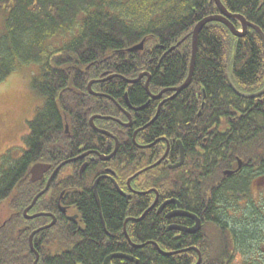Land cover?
Wrapping results in <instances>:
<instances>
[{
  "label": "trees",
  "instance_id": "trees-1",
  "mask_svg": "<svg viewBox=\"0 0 264 264\" xmlns=\"http://www.w3.org/2000/svg\"><path fill=\"white\" fill-rule=\"evenodd\" d=\"M222 2L231 13L244 15L264 31V0ZM0 12L4 13L0 30V83L18 66L37 63L40 71L33 79V86L45 98L44 106L29 122L22 155L14 158L10 149L0 163V207L5 205L8 214L0 219V264H33L35 253L29 236L33 230L48 224L50 217L27 219L24 215L25 208L45 187L44 180L31 181L30 168L38 162L55 167L74 154L83 136L99 135L91 129L89 118L97 107L102 111V106L94 101L107 99L92 95L89 82L106 73L135 77L150 70L152 91L183 83L189 73L192 31L201 19L219 13V7L215 0H0ZM233 22L241 28L239 21ZM141 41H144L143 49L130 50ZM230 79L246 93L264 87L262 38L252 28L239 37L224 23L209 22L199 35L193 81L176 102L162 108L149 130L151 135L156 132L175 140L179 138L186 148L185 167L200 182L201 200L209 202V192L214 190L216 202L226 206L235 201L233 195L230 201L225 191H220V183L228 178L225 169L241 159L245 166L253 165L264 173V94L242 97L234 91ZM112 81L125 84L119 78L108 83ZM104 86L105 83H98L97 89ZM105 91L109 92L107 88ZM130 96L134 104L143 103L147 98L144 86H134ZM149 108L154 113L155 107ZM79 170L77 166L73 170L76 176L64 181L65 186L69 184L77 190L67 193L66 199L83 211L87 232L78 231L57 210L55 196L61 189L51 186L50 194L40 197L30 212H50L58 218L53 227L34 238L41 256L39 264H103L112 246H116L112 242L106 247L108 235L92 190L88 191L94 172L91 170L88 176L90 185L78 177ZM245 172L243 177L250 171ZM100 194L108 230L117 235L120 248L127 247L123 244L126 240L123 223L145 213L148 206L145 197L137 199L136 209L130 210L125 198L101 184ZM252 205L251 211L256 208ZM127 215L138 218L125 219ZM158 219L150 211L131 224L139 229L136 240L159 236L162 222ZM218 219L223 220L221 216ZM259 220L264 222V203ZM247 230L242 239L244 245L255 240L254 228L249 226ZM260 233L257 239L263 238ZM155 243L135 250L138 264L187 263L164 257ZM56 248L60 255L52 257ZM207 251L211 252L209 247ZM235 262L236 259L229 258L214 263ZM200 264L213 262L204 257Z\"/></svg>",
  "mask_w": 264,
  "mask_h": 264
},
{
  "label": "flooded vegetation",
  "instance_id": "flooded-vegetation-1",
  "mask_svg": "<svg viewBox=\"0 0 264 264\" xmlns=\"http://www.w3.org/2000/svg\"><path fill=\"white\" fill-rule=\"evenodd\" d=\"M164 52L167 53L168 51L165 50ZM142 73L147 74H144L137 82H130V80L137 79ZM111 74L116 76H110L111 78L106 79ZM139 75L135 77L124 75V77L121 73H106L101 78L92 79L97 80L92 86L93 89L95 88V92L102 95L91 94L107 99L94 101L98 106H102V111H98L97 109L100 110V107H97L89 118L91 129L99 135L83 136L78 148L74 149V154L64 160H69V162L63 165L54 176L55 169L64 161L55 167L49 163L52 166L51 169L40 180H44L46 187L52 177L49 189L45 194H50L51 186L54 189L60 188L59 194L55 196L57 210L65 215L67 221L73 224L78 231L85 233L88 224L83 211L75 203H69L66 199L67 193L70 194L77 190L69 184L65 186L64 181L75 177L76 173L73 170L79 166L78 177L91 185L88 176L91 174V170L94 172L91 189L88 191L92 190L90 193L97 203L104 231L108 235L105 242L106 247L112 245V242L116 244V246H112L103 264H105L108 256L116 254L127 256H112V264H138L139 256L135 254V250L142 249V247H136L131 241L134 244L147 243L148 245H152L151 243L154 241L160 245L164 257L187 261L188 264H195L200 258L203 261L204 257H209L213 264L217 259L226 261L229 258H244L263 262L264 240L257 238L258 233L262 230L261 226L264 224L259 220L260 210H263L264 173L253 165L245 166L242 163L239 167V162H237L232 168L225 169V171H233V173L225 174L224 171L228 178L223 179L220 183V191H225L230 201V195H233L235 203L227 205L228 207L217 203L213 196L214 190L209 192V202L204 201V199L202 201L200 182L185 167L186 148L184 144L179 138L175 140L156 132L151 135L149 131L152 124L158 119L162 108L176 102L182 93V91L176 93V91L169 89L180 86L182 83L148 92L146 83L149 80L150 87L152 73L150 70H144ZM114 78L121 79L125 84H117L115 81L108 83ZM98 83H105V86L102 89H97ZM138 84L144 86L147 98L141 104H134L130 92ZM106 88L109 92L105 91ZM151 106L155 107L154 113L149 110ZM148 112L150 115L147 117L146 113ZM92 118H94L95 126H92ZM98 129L109 132L111 135L98 131ZM182 146L185 161L181 166L176 167L181 161ZM131 160L132 162H129ZM160 160L159 164L151 167ZM83 166L84 170L81 172ZM154 169H157L156 172L150 171H154ZM247 169L250 172L243 177ZM255 171L257 172L255 173ZM245 178H247V182H244ZM96 180H98L97 194L100 204L95 196L94 184ZM100 184L125 198L127 208L130 210L136 209L137 199L145 197L144 200L146 204L148 203L145 208L146 215L150 211H154L155 215L159 217L158 220L162 222V226L159 227V236L155 239L137 241L139 229L131 224L139 221L131 219L127 223L125 220L123 233L126 240L123 244L125 243L127 247L120 248L119 238L115 233L108 230L102 207ZM223 184H227V186L223 188ZM252 204H255L256 207L253 211L250 210ZM218 211H223V213H218ZM217 213L223 220L218 219ZM54 215L56 216V224L58 218L56 214ZM126 218L138 217L127 215ZM51 221L52 218L50 217L48 224ZM197 224L199 227L192 231ZM128 225H130L129 229ZM249 226L255 230L253 236V240H255L252 241L255 243L251 249L245 250L247 244L244 245L242 239L243 235L248 233ZM125 228H127V233ZM256 231H258L257 234ZM207 247L211 252L207 251ZM57 252V248L54 249L52 257L60 255Z\"/></svg>",
  "mask_w": 264,
  "mask_h": 264
},
{
  "label": "rangeland",
  "instance_id": "rangeland-1",
  "mask_svg": "<svg viewBox=\"0 0 264 264\" xmlns=\"http://www.w3.org/2000/svg\"><path fill=\"white\" fill-rule=\"evenodd\" d=\"M2 20H4V13L0 12V30L4 24ZM39 71L40 65L37 63L23 64L0 83V163L3 155L10 149L14 158L22 155L25 148L24 136L29 132V122L36 117L39 109L45 104L44 96L33 86V79ZM262 199L264 203V196ZM6 211L5 205L0 207V219L7 217ZM261 227L260 237L264 240V224ZM254 243H248L245 250L251 249ZM263 262L238 258L235 264Z\"/></svg>",
  "mask_w": 264,
  "mask_h": 264
},
{
  "label": "water",
  "instance_id": "water-1",
  "mask_svg": "<svg viewBox=\"0 0 264 264\" xmlns=\"http://www.w3.org/2000/svg\"><path fill=\"white\" fill-rule=\"evenodd\" d=\"M217 6L219 7V10L220 12L218 14H213V15H209V16H206L204 17L203 19H201L194 27L193 31H192V55H191V62H190V67H189V73H188V76L186 78V80L180 85V86H177V87H173V88H170L169 90H174L176 91V93L178 92H181L182 90H184L185 88H187L192 80H193V76H194V72H195V66H196V58H197V51H198V44H199V35H200V32L203 30V28L209 23V22H212V21H219V22H222L224 23L225 25L228 26V28L230 29V31L236 35V36H244L247 31L249 30V28H253L254 30H256L258 32V34L260 35V37L262 38V41H263V44H264V31L256 24L252 23L251 21H248V19L242 15V14H237V13H231L227 8L226 6L224 5V3L222 2V0H215ZM233 20H238L241 25H242V30L241 31L240 29H238L235 24L233 23ZM184 40V39H183ZM180 41L177 45H180L182 42ZM176 45V46H177ZM176 46H173L170 50H174L176 48ZM144 48V41L140 42L139 44L133 46L131 48V50H140V49H143ZM144 74H147V73H142L139 75V77L137 79H134V80H130V82H137L141 79V77L144 75ZM111 77L115 76V75H110ZM110 76H108L106 79L108 78H111ZM105 80V79H104ZM97 80H92L90 81L88 87H89V90L91 93L93 94H97V95H102L101 93H96L93 91L92 89V85L94 82H96ZM230 82H231V85H232V88L234 89V91L242 96V97H246V98H254V97H260L264 94V88L258 92H255V93H244L242 91H240L235 85L234 83L232 82V80L230 79ZM146 88H147V91L149 92V80L147 81L146 83ZM167 90V89H165ZM164 91V90H163ZM159 112V111H158ZM91 123H92V126H95L94 125V118L91 119ZM96 128V127H95ZM97 129V128H96ZM98 131H101L105 134H108V135H111L109 132H106V131H103V130H100L98 129ZM184 159H185V153H184V148L182 146V155H181V161L179 164L176 165V167L178 166H181L182 163L184 162ZM68 161H64L63 163H61L54 171L53 173V176L56 174V172L63 166L65 165L66 163H68ZM161 162L158 161L156 164H154L153 166L159 164ZM242 165V160H239V167H241ZM51 165L49 164H45V163H36L32 166L31 170H30V174H31V180L33 182H36V181H39L41 179L44 178L45 174L51 169ZM84 170V166L82 167L81 169V172H83ZM226 174H231L233 173V171H226L225 172ZM51 180H52V177L49 179L48 183H47V186L44 190H42L41 192H39L33 199L32 203L24 210V214L25 216L28 218V219H32V218H37V217H41V216H49V217H52V221L45 225V226H42L36 230H34L31 234H30V237H29V241H30V246L31 248L33 249V251L35 252L36 254V258H35V261L33 264H38V261H39V258H40V254L39 252L36 250L35 246H34V237L36 236L37 233L47 229V228H50L51 226H53L56 222V216L52 213H47V212H38V213H35V214H29V212L31 211V209L35 206L37 200L47 192V190L49 189V186H50V183H51ZM95 196H96V199L98 201V203L100 204V200H99V196L97 194V191H96V185H95ZM197 221L199 222V219H197ZM199 227V224H197L196 228L193 229L192 231H195L197 228ZM191 231V230H190ZM125 232L127 233V231L125 230ZM131 241V240H130ZM131 243L133 245H136V247H143L145 246L146 244H134V242L131 241ZM156 245L158 246V244L156 243ZM159 248V246H158ZM112 256H117V257H126L127 255H124V254H116V255H112ZM111 258L112 257H107L106 260H105V264H112L111 263Z\"/></svg>",
  "mask_w": 264,
  "mask_h": 264
},
{
  "label": "bare ground",
  "instance_id": "bare-ground-1",
  "mask_svg": "<svg viewBox=\"0 0 264 264\" xmlns=\"http://www.w3.org/2000/svg\"><path fill=\"white\" fill-rule=\"evenodd\" d=\"M95 185H96V191H97V185H98V180H96V182H95V184H94V190H95ZM146 215V213H144L140 218H138V219H133V220H136V221H138V220H141L144 216ZM129 220H131V219H128L126 222H128ZM126 225V224H125ZM52 227V226H51ZM50 227V228H51ZM48 229V228H47ZM127 237L130 239V237L127 235ZM156 244V243H155ZM157 246V245H156ZM108 257H112V256H108ZM113 259V257L111 258V260ZM200 262H201V258L195 263V264H200ZM112 263V262H111Z\"/></svg>",
  "mask_w": 264,
  "mask_h": 264
}]
</instances>
